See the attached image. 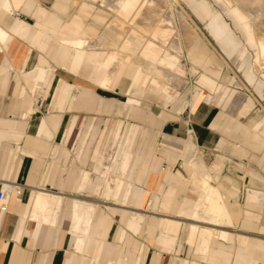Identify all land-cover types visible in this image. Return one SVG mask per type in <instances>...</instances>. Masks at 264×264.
<instances>
[{"label":"crops","instance_id":"obj_1","mask_svg":"<svg viewBox=\"0 0 264 264\" xmlns=\"http://www.w3.org/2000/svg\"><path fill=\"white\" fill-rule=\"evenodd\" d=\"M183 1L228 60L241 44L235 30L207 0ZM99 4L0 0V187L10 184V193L0 201V264H264V152L262 160L249 152L264 151L260 108L242 122L254 101L244 96L234 103L233 77L218 81L212 91L196 81L189 88L182 55L143 36L127 44L107 39L113 12ZM15 12L26 18H13ZM130 27L120 25L117 35H125ZM78 42L87 46L79 47ZM31 48L38 51L37 57ZM117 51L124 56L119 64ZM186 58L188 74L195 78V69L214 76L222 69L206 61L197 66L187 53ZM143 62L185 83L164 90L160 80L143 69ZM235 70L264 100L263 81L244 66ZM70 75L85 81H71ZM42 84L49 90L55 84V112L27 121L34 110L43 116L50 107L42 102L32 105ZM74 88L77 93L72 94ZM96 89L125 99L102 97ZM116 102L118 113L124 111L139 122L127 123L122 134L121 122L107 129L93 126L90 117L82 122L80 112L65 113L64 104L68 109L108 112ZM104 129L118 148L103 167L108 155L90 145ZM55 138L63 144L51 145ZM209 151L216 153L207 164ZM78 161L86 162L84 170ZM212 169L218 172L213 184L237 213L230 223L209 221L197 205L200 190L188 182ZM183 180L188 183L183 185ZM83 189H100L104 201L84 199ZM210 230L224 235L209 234Z\"/></svg>","mask_w":264,"mask_h":264},{"label":"bare ground","instance_id":"obj_2","mask_svg":"<svg viewBox=\"0 0 264 264\" xmlns=\"http://www.w3.org/2000/svg\"><path fill=\"white\" fill-rule=\"evenodd\" d=\"M94 1H97V3L99 2L101 5L107 7V9L109 8L113 12H111L113 14L112 18L110 21H108L109 23L106 26V32L103 31L105 32V35L108 33L106 38L110 36L112 39H114V41L122 40L127 44L131 42L135 43V40H137L135 39L136 37L143 36L147 39H150V41L153 40L160 43L162 46H164L162 48L171 50L179 55L182 54V50L184 49L191 58L192 62L197 66H200L201 61H206V63L222 68L217 76H214L209 72H201L195 69L196 72H198L197 74L195 73V81L197 82L196 84H202L212 88L218 81L224 82L231 77L227 75V68L230 66V64L234 65V68H239L241 70L245 64L246 55H244L245 53L243 49L245 46H248L252 49V54L250 55V69L248 74L256 75L264 82V24H261L263 20L261 19L262 21L261 23L259 22L260 24L258 26H254L256 25L254 21L259 19L264 14V0H215L218 1L220 4L219 6L222 7V12H224L223 14L228 16L232 22L233 29L237 31V33L239 32L244 38L243 41L241 40V44L237 50L232 54L231 57H229V63L227 62V68L225 70L222 62L210 52L209 48L205 44L202 43L203 40L201 41L200 37L193 32V30L190 28L187 22L183 20L180 14H176L177 20L180 24V30L176 29L173 24L174 14L170 11L172 10V3H176L177 0ZM123 11H127V13H123ZM128 11L131 12L129 13ZM126 23L127 27H132L127 28L125 35L118 36L117 33L119 31H117L116 28ZM2 38L3 33L0 32V39L2 40ZM100 39H103L102 36ZM110 45L100 44L99 46H96L101 48H114ZM78 46L86 47L87 44L84 42H78ZM131 50L133 51V49ZM123 59L124 56L121 51H117L115 62L118 63ZM125 64L123 66H126ZM143 69L146 70L147 74L153 75V77L157 78V80H160V83L159 81L158 83L164 90L170 88V86L181 87L185 83V80L182 77H178L170 72H167L152 63L143 62ZM213 89L214 87L211 89V91ZM244 96L245 95L242 92L237 90L233 100L234 103L238 104L242 98H244ZM211 172L212 173L205 177L194 175L192 180L188 182L200 190L201 198L197 199L199 200L197 205L203 210L202 212H205L208 215L209 221L212 223H218L220 219H226L227 223H230L232 219H235L237 213H235L234 206L232 203H230L229 199L222 195L213 184L217 180V169H212ZM188 182L183 180L182 184L186 185ZM52 200L53 199H51V201ZM198 209L196 213L199 211ZM204 215L203 217H205ZM208 233L217 236L222 234L224 235V233L218 232L216 230H210Z\"/></svg>","mask_w":264,"mask_h":264},{"label":"rangeland","instance_id":"obj_3","mask_svg":"<svg viewBox=\"0 0 264 264\" xmlns=\"http://www.w3.org/2000/svg\"><path fill=\"white\" fill-rule=\"evenodd\" d=\"M207 1L209 2L210 6L213 8V10H216V11L221 13V16L223 17L224 21H226L228 23V25L233 29L232 22L230 21L228 16L223 14L224 12H222L223 10H222V7L219 6L220 5L219 2L215 1V0H213V1L212 0H207ZM170 12H172L174 14L173 24L176 27V29L180 30V24H179V22L177 20V17H176V14H180L182 16L183 20L185 22H187V24L193 30V32L195 34H197L205 42V44L210 48V50L214 53L215 56L216 55L218 56V57L216 56V58H218L219 60L224 61L223 66H224V70H225L227 68V62L229 63V61L227 60V58L224 55V53L220 50L219 46L210 37V35L208 34L207 30L204 28V23L202 21H200L197 17L194 16V14L191 12V10L187 6V4L183 0H177L176 3H172V10ZM12 17L13 18L14 17L15 18H20V19H25L26 18V16L24 14L20 13V12H15L12 15ZM257 20L254 21L256 23V25H254V26H258L261 23V21H262L261 24L263 25L264 24L263 23L264 22V14ZM257 22H258V24H257ZM234 32L239 37V39H241L242 41L244 40V38L242 37V35H240L239 32L238 33H237V31H234ZM243 49H244V53H245L244 55H246L245 64H244V70L249 72V69H250V55L252 54V52H251L252 49L250 47H248V46H245ZM30 50H31V53L34 56L37 57L38 51L36 49H33V48H31ZM181 55H182V57L180 58V62L182 64V66L186 69V72H187L186 73V79L188 81L187 87L191 88L194 85L195 75L188 74V69L190 67V63H189V61L186 58L185 50H182V54ZM235 69L236 68H234V65H231V64L227 68V71H228L227 75L233 77L234 82H235L231 87L232 88L234 87L236 89L238 88L237 89L238 91H240L243 94H245V96L251 97L253 99V101H254V109H252L249 112L248 117L240 118V120L242 122H247V119L250 116H254L253 113H254V111L257 108H260L261 114L264 115V104H263L264 100L261 99L260 95L256 92V90L252 86L247 85L245 83L242 74L239 73V72H236ZM57 70H58V72H64V71H61L58 68H57ZM68 78L71 81H73L74 79H78V80L80 79V80L85 81V79H82L81 77H77L75 75H70V77H68ZM55 84L53 85L51 90H49V86L48 85L42 84L40 86V89H38L35 92V95H34L33 100H32V105L35 102H38V103L42 102V103H46V104L50 103L49 104V106H50L49 109L45 112L47 114L42 116V114L40 112L34 110L33 113L28 115L27 121L31 120L32 118H41V117H46V116L54 114L55 111L53 110V108H51V94L53 92V88H54ZM237 86H239V87H237ZM96 91L102 97H105V98H115V99H117L119 101H122V100L125 99V96L117 94V93H114L112 91H103L101 89H96ZM71 92H72V94H75V93H77V89L74 88V89L71 90ZM182 94H183V92H182ZM185 95H186V98L190 97V93L189 92L187 94H185ZM209 104H212V103H209ZM64 105L66 107L65 113H66L67 116L68 115L71 116V115H73V114H75L77 112H80L81 116H82V122L84 120L88 119L89 117L93 118L92 119L93 126L94 125L95 126L103 125L107 129H109V128L113 127L114 123L121 122V134L124 132V128H125V126H127V123H134V124H138L139 123L138 120L133 119L131 117H127V115L125 114L124 111H122L121 113H118L117 111H118V108H119V104L117 102L113 103V107L108 112H100V111H94V110H77V109H74V108L68 109L67 108V104H64ZM212 105H214V104H212ZM98 140H100V141L97 144ZM54 141L55 142L51 143V145H57L58 146L59 144L60 145L63 144L61 141H58V139H56V138H55ZM19 142H21V140L18 141V144H19ZM97 145H98V149H99V151L101 152L102 155H104V156L108 155L107 158L104 157V159L102 161L103 162V167H104V166L109 164V158L108 157H110L117 150L118 146H117V143H115L113 141L111 134L107 133V131L105 129L103 131H101L96 136L95 141H93V143L90 145V149L91 150L93 149L95 151V149L97 148ZM249 152H250V154H253L255 157H257V159L262 160L261 156H262V153L264 152L262 149L249 150ZM215 153H216V151L215 152L214 151H209V154L205 156V158H206L205 162L207 164L212 162V160L214 159V154ZM71 155H72V153L70 152V156ZM78 162H80V161H78ZM236 162L239 163V161H236ZM229 165H234V164H232V161H230ZM255 165H256V163H255ZM77 166L78 167L82 166L81 170H84V168L87 166V164H86V162H83V163L80 162L79 165L77 164ZM79 170H77V175L79 173ZM85 170H88V169L86 168ZM102 171H103V169H100V167H99L98 168V173H100ZM97 174L92 175V178H94L92 180V182L95 181ZM112 179H113V175H109L108 176V181H109V183L111 185H112ZM240 180L241 179H239L237 181L239 182ZM241 184H242V182H241ZM237 187L240 188L239 185H237ZM99 192H100V189H98L97 192L96 191H92L91 189L90 190L89 189H83V191L80 192V193H82L81 194L82 197L84 199L88 200V201H90V200L93 201V202L104 201V199L100 196ZM187 192H188L187 193L188 196L194 198V194L190 193L189 191H187ZM237 197H238L237 201L239 203H242L241 202L242 200H240V197H242V199H243V192H241V194H239ZM108 202L112 203V201H110V200ZM99 206L101 208L105 209L104 205L99 204ZM109 241H112V239L110 238ZM182 244H183V248H184L183 249V253L184 254L182 256L185 257L186 253H187V245H186L185 242L182 243ZM201 264H203V263H201Z\"/></svg>","mask_w":264,"mask_h":264},{"label":"built area","instance_id":"obj_4","mask_svg":"<svg viewBox=\"0 0 264 264\" xmlns=\"http://www.w3.org/2000/svg\"><path fill=\"white\" fill-rule=\"evenodd\" d=\"M264 104V102H263ZM10 193V184L4 183L0 187V201H4L6 199L7 194Z\"/></svg>","mask_w":264,"mask_h":264}]
</instances>
